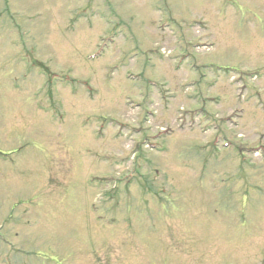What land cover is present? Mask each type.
<instances>
[{
	"label": "rangeland",
	"instance_id": "rangeland-1",
	"mask_svg": "<svg viewBox=\"0 0 264 264\" xmlns=\"http://www.w3.org/2000/svg\"><path fill=\"white\" fill-rule=\"evenodd\" d=\"M0 264H264V0H0Z\"/></svg>",
	"mask_w": 264,
	"mask_h": 264
}]
</instances>
